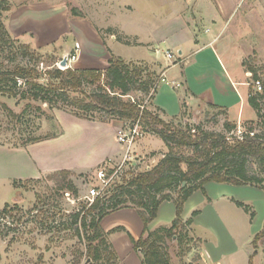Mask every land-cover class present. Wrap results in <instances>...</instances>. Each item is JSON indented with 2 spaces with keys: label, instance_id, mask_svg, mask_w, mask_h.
<instances>
[{
  "label": "trees",
  "instance_id": "16d2710c",
  "mask_svg": "<svg viewBox=\"0 0 264 264\" xmlns=\"http://www.w3.org/2000/svg\"><path fill=\"white\" fill-rule=\"evenodd\" d=\"M8 10L9 3L0 0V95L28 102L20 114H15L6 104L1 103L0 108L3 111L20 119L28 111H32L36 117L46 115L50 119L39 105L29 103L32 101L46 104L49 109H70L75 115L83 117H94L96 113L104 122L109 119L130 122L138 120L142 130L158 136L167 149L149 170L131 174L121 183L112 184L90 205H83L78 211L67 215L68 219L62 225L83 243L84 255L91 261L89 264L118 263L108 235L120 231L127 234L133 248L141 254V264H171V247L174 246L180 254L189 249L186 247L193 239L186 227L192 224L198 211H194L186 220L177 214L169 226L150 230L148 223L155 217L162 202L170 201L180 211L188 197L196 190L203 191L204 185L210 181L250 185L264 191V78L261 79L258 68L246 58H243L242 66L250 73L251 83L260 80L262 92L255 91L250 83L248 103L255 111L256 120L247 122V133L239 138L232 133L230 136L226 134L237 127L236 123L227 119L222 123L224 132H213L204 130L199 125L182 123L178 119L164 120L156 112L146 110L145 107L142 109L140 106L143 98L138 97L152 98L160 73L147 63L124 61L110 53V50L107 65L103 69L77 70L68 67L41 71L38 68V64L42 63L41 55L8 33L3 22V14ZM74 11L73 14L79 15ZM114 30L109 29L110 32ZM115 38L128 44L120 36ZM92 73L102 74L103 83L98 84L92 80ZM86 85L90 86L88 92L83 88ZM132 93L138 96L136 100H129ZM221 113L226 115L224 110ZM257 127L261 128V132L254 131ZM248 132H253V135ZM58 133L45 136L27 134L20 145L56 137ZM71 176L72 172L64 169L47 175L54 181L56 191L69 192L76 196L78 191ZM22 182L13 180L12 185L18 189ZM17 195H20L19 191ZM235 203L253 216L248 206L241 202ZM17 205V198L12 206L5 203L0 214L4 217L11 215L9 212L16 209ZM121 208H134L139 213L144 229L137 239L122 226H116L109 231L102 229L101 220ZM22 218L25 216L17 219L18 224H21ZM9 229L16 228H7L2 233L3 237L8 236ZM263 238L264 230L256 236V240ZM16 240L12 236L9 243ZM79 261L80 257L74 264H79Z\"/></svg>",
  "mask_w": 264,
  "mask_h": 264
},
{
  "label": "rangeland",
  "instance_id": "374dc122",
  "mask_svg": "<svg viewBox=\"0 0 264 264\" xmlns=\"http://www.w3.org/2000/svg\"><path fill=\"white\" fill-rule=\"evenodd\" d=\"M64 3L68 18L82 17L88 22L96 23L93 26L103 44H105L106 40L109 41L110 36H114V38L115 36H120L128 42V44L119 41L110 42V49L107 50H110V53L114 56L120 57L127 62L147 63L153 66L156 72L160 74L161 70L165 69L163 68V63L150 62L154 58V54L139 46L143 44L138 42L136 36L144 38V33L148 29H153L157 19L165 22L172 20V17L170 19L168 15V13L171 14L170 7H172L170 0H65ZM260 7L262 10L259 9ZM73 9L79 15L73 14ZM255 9H259V11L255 12L251 18L246 19L243 27L244 30L246 28L244 37L251 39L249 53L244 58L258 68V75L262 79L264 78V0H257ZM145 11H147V16ZM69 25V21L65 20L63 26H68L69 28L56 45L42 49L33 48L41 55L42 63L38 64V68L41 71L44 72L49 68H58L56 65L57 61L61 57L72 53L74 34L73 29ZM110 28L115 29L116 33L114 31L110 32ZM30 29L34 31L33 27ZM83 35L79 32L80 37ZM11 37L15 38L16 36ZM164 55L165 53L163 57ZM173 55L176 56L174 53ZM164 59L167 60L168 58ZM161 60L163 61L162 58ZM76 62L72 63L71 69L79 70L73 65ZM216 73L218 76H222L220 72ZM241 76L245 81L249 80L243 73ZM171 77L168 76L167 80L172 79ZM90 78L98 84L103 83L102 74L92 73ZM174 79L179 81L178 78ZM83 88L86 92L90 90L89 85ZM241 88L243 87H239L240 90ZM209 94L207 93L202 97L209 96ZM191 96L184 89V84L174 88L164 82H159L153 98H149V96L138 97L132 93L129 100H136V97L143 98L142 101L140 100L141 105H144L146 110L156 112L163 118L161 113L151 107V99H153L152 103L154 106H160L165 111L164 113L171 117L180 111L184 99L187 104L193 105L195 103V96ZM27 102L26 100L17 101L16 99L0 95V104H6L15 114H20ZM29 103L39 105L45 110L50 119L46 118V115L36 117L37 115L31 113L32 111L25 113L21 119L15 118L0 108V146H21L22 139L27 137V134L45 136L63 130L62 138L67 142L65 150L62 151L61 146L60 151L49 162L53 166L71 164V169L81 170L82 172H85L87 167L91 165V160L94 157H100L110 148L109 143L106 142V133L88 130L87 128L89 127L82 126V123L74 118L75 116L82 119L101 121L98 114L94 113V117H83L75 115L70 109H49L46 104L32 101ZM186 108L181 110L179 116L170 119H178L182 123L188 122L191 125H199L204 130L224 132L222 123L227 119V116L222 114L221 111L210 108V106L194 105V107L184 113ZM184 115H188L186 117L187 121L183 119ZM242 117L243 119L255 118V112L248 107L244 110ZM124 121H119L118 125L120 126ZM127 122L130 124V121ZM247 122L241 123L240 127L242 130L246 129ZM80 131L85 132L82 134H86V139L83 140L82 144L77 145L78 139L74 137V134ZM254 131L261 132V128L257 127ZM231 133L226 134L230 136ZM166 151L163 141L154 134L150 133L139 138L132 145V153H137L135 159L123 166L121 172L115 178V183H121L124 178H128L131 174L149 170L155 165L161 154ZM121 158L122 155L118 157L116 162L118 163ZM113 165L116 164L113 163ZM101 167L102 164L88 170L84 174L72 173L71 178L78 191L76 196L69 192L56 191L54 181L50 180L46 175L20 183L18 188L20 195L17 196L15 189L0 185V209L3 208L5 203H9L12 206L14 199L17 198L18 200L16 209L9 212L11 215L4 217V215L0 214V264H74L78 257H80L79 264H89L91 261L84 255L83 243L72 236V232L69 229H65L62 223L68 219L67 215L78 211L81 206L87 205L88 200L85 196H87L90 188L99 186L95 172ZM212 184H205L203 191L199 190L196 195L189 197L182 204L180 211L177 210L174 203H161L155 217L148 225H162L166 221L167 224H170V221L172 222L177 214H179L180 218H185L184 220H186L191 217L194 211H198V213L206 212L209 210L208 197L213 196L218 198L219 203L230 204L233 208L236 207L234 204L229 203L231 198L248 206L250 211L253 212V216L251 217L249 211L244 210L242 207L243 211L249 216L250 221L253 220L257 228L264 230V191L254 186L247 187L228 183L223 185ZM221 197L224 199H220ZM218 201L214 200L215 203L213 204L217 206ZM29 210L30 212H28ZM21 216H25V218H22V222L19 225L17 219L21 218ZM194 217L192 220H194ZM12 227L16 229H9L8 236L3 237L2 233L7 228ZM186 229L189 234V227H186ZM12 236L16 237L17 240L9 243ZM186 248L189 249L184 254L177 253L174 246L170 248L172 264H188L186 262L197 261V242L192 240ZM257 249L261 262H264V238L257 243ZM134 251L139 253L135 249ZM81 252L82 255H80Z\"/></svg>",
  "mask_w": 264,
  "mask_h": 264
},
{
  "label": "crops",
  "instance_id": "0c3cea01",
  "mask_svg": "<svg viewBox=\"0 0 264 264\" xmlns=\"http://www.w3.org/2000/svg\"><path fill=\"white\" fill-rule=\"evenodd\" d=\"M6 1L9 3V10L4 13L3 22L11 36H16V39L32 48H48L59 43L68 30V26H63L66 20L73 29V44L78 42L80 45L77 62L73 65L79 69L106 67L109 43L117 40L114 36H110L109 41L106 40L103 44L93 26L96 23L88 22L82 17L68 18L65 0ZM170 1L172 7H170L171 14L168 13V15L170 19L172 17V20L165 22L157 19L153 29H148L144 33V38L136 37L138 42L144 45L139 46L154 54L150 62L163 63L165 69L161 70V73H164L165 80L168 76H172V79L164 83L174 88L184 84V89L195 96L196 100L191 105L184 99L182 101L184 107L181 105L180 111L171 117L167 116L160 106H154L153 99L150 101L151 107L161 113L163 118L170 119L179 116L181 110L186 107L184 113L194 105L210 106L209 104H212L214 107L210 108L224 110L227 119L238 126L245 121H255L256 114L255 118L243 119L242 117L244 110L251 108L248 103L250 73L245 71L242 60L249 53L251 46V39L244 37L245 20L251 18L259 9L262 10L261 7L255 9L257 0ZM145 15L147 16V11ZM32 27L34 31H31ZM79 32L84 35L80 37ZM166 51L176 54L173 56L175 60H165L166 57L165 55L163 57V54ZM216 72H220L222 76H218ZM242 73L249 80L245 81L241 76ZM174 78H178L179 81ZM239 87L243 88L240 90ZM207 93H210L209 96L202 97ZM186 117L188 115H184L183 119L187 121ZM74 118L78 119L82 126L89 127L88 130L106 133V142L110 145L103 155L91 160V165L85 172L101 164L103 166L108 160L115 163L121 156V148L116 140L119 120L111 119L101 122L75 116ZM82 133L85 132L80 131L74 134V137L78 139L77 145L82 144L86 139V134ZM63 134L64 131L61 130L56 137L25 146H0V185L11 187L17 193L19 190L13 187V180L38 179L62 169L84 174L85 172L81 170L71 169V164L53 166L49 162L57 155L61 146L62 151L65 150L67 142L62 138ZM147 134L150 133L142 137ZM162 155L163 153L161 157ZM210 184L225 183L214 181L206 183V185ZM241 186L251 187L250 185ZM198 191H194L189 197L196 195ZM214 200L218 201V198L208 197L209 210L197 213L189 226V235L198 244L196 250L198 258L192 264H264L261 262L257 249V243L260 240H256V236L262 230L257 228L242 207L235 203L239 201L233 198L229 200V203L236 207L233 208L230 204L219 203V201L216 206L213 204ZM166 222L162 225L151 224L148 228L153 230L159 226H169L170 224ZM100 225L104 231L122 226L134 239L140 237L144 229L141 217L134 208L117 209L106 215ZM108 240L117 254V264H141V254L134 251L125 232H113L108 235Z\"/></svg>",
  "mask_w": 264,
  "mask_h": 264
},
{
  "label": "built area",
  "instance_id": "2783aa9c",
  "mask_svg": "<svg viewBox=\"0 0 264 264\" xmlns=\"http://www.w3.org/2000/svg\"><path fill=\"white\" fill-rule=\"evenodd\" d=\"M80 50V45L78 42L74 43L73 50L71 54H67L63 57H61L56 65L60 69H66L68 67L72 66V63L75 62L78 59V53ZM173 53L166 51L165 57L168 59H174ZM62 60H65V65L61 66L60 62ZM175 60V59H174ZM159 82H167L165 80L164 73L160 74V77L157 81V84ZM252 87L257 92H262V86L260 83V80H254L252 81ZM142 109L145 107L144 105L140 106ZM144 131L141 128V125L138 120L134 122H130V124L127 121H124L119 128L116 131V140L118 145L121 148V155L122 158L119 160V162H115L116 165H113L112 161L104 164L101 168H99L95 172L96 180L99 181L98 187H92L88 190L87 196H85L88 200L87 205H90L93 200L103 195L104 191H106L113 183L116 181V177L121 172V169L123 166L127 165L131 161L135 159L136 154L132 153V145L135 143L136 140L141 138L144 135ZM247 133L246 129L242 130L240 126H237L236 129L232 132V134L236 137L242 138V136ZM250 135H253V132H248ZM68 195V193H66Z\"/></svg>",
  "mask_w": 264,
  "mask_h": 264
},
{
  "label": "water",
  "instance_id": "95a60500",
  "mask_svg": "<svg viewBox=\"0 0 264 264\" xmlns=\"http://www.w3.org/2000/svg\"><path fill=\"white\" fill-rule=\"evenodd\" d=\"M60 65H61V66H64V65H65V60H62V61L60 62Z\"/></svg>",
  "mask_w": 264,
  "mask_h": 264
}]
</instances>
